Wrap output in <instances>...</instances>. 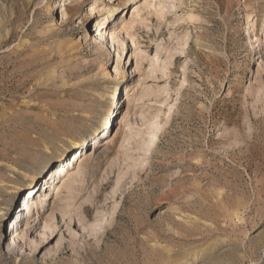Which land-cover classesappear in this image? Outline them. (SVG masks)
I'll use <instances>...</instances> for the list:
<instances>
[{"label":"rangeland","instance_id":"obj_1","mask_svg":"<svg viewBox=\"0 0 264 264\" xmlns=\"http://www.w3.org/2000/svg\"><path fill=\"white\" fill-rule=\"evenodd\" d=\"M0 264H264V0H0Z\"/></svg>","mask_w":264,"mask_h":264},{"label":"bare ground","instance_id":"obj_2","mask_svg":"<svg viewBox=\"0 0 264 264\" xmlns=\"http://www.w3.org/2000/svg\"><path fill=\"white\" fill-rule=\"evenodd\" d=\"M253 19V18H252ZM251 19V20H252ZM104 34V32H100V35H103ZM71 45L73 44V41L71 40V43H70ZM99 69H101V72H102V74L103 75H107L108 73L107 72H104V71H102V69H103V64H101L100 66H99ZM113 94H115L116 95V101H114V104H116V102H117V99H118V90H117V88H114L113 90H110V93H109V96L107 97V98H111V97H113L112 95ZM113 103H109V107H107V105L105 106V108H104V113L102 114V118H106V116L112 111L111 109V107H110V105L112 106V105H114ZM107 107V108H106ZM102 131V130H101ZM94 137L92 138L93 139V148L95 147V145H97V147H99L100 145H102V141L103 142H106V144H108L109 142H110V136H111V134H109L107 137H105L104 135V138L103 139H101V137H99L98 136V133H96V132H94ZM99 139H101V141H99ZM153 141V138L151 137V139H150V142H152ZM77 151V150H76ZM79 151V150H78ZM150 151V150H149ZM76 153V152H75ZM86 153L87 152H84V153H82V152H80V156L76 159L75 157H73V160H79V159H81L84 155H86ZM60 172H63V173H65V171H64V168H61L60 169ZM54 175V174H53ZM65 175H67V172L59 179V181H58V183L60 182V180L61 179H63L64 177H65ZM50 176H52V175H50ZM58 177H59V175H58ZM28 187H27V190L26 191H28V192H30L33 188H34V186H35V181H36V179L38 178L36 175H34V174H31V175H29L28 177ZM47 183V182H46ZM57 183V184H58ZM57 184L56 185H54V183H53V185L52 186H48L49 187V191L46 193V188L44 189V192L42 193V196H43V198L42 199H38V201H36V202H33V200H35L34 199V197H32L31 198V200H30V204L31 205H33V206H38V208H43L44 206V200H46L47 198H48V196L51 194V191H53V190H55L56 189V186H57ZM54 193H52V195H53ZM40 196V195H39ZM29 202V199L27 200V203ZM34 208V207H33ZM20 215V214H19ZM18 215V216H19ZM13 228V227H12Z\"/></svg>","mask_w":264,"mask_h":264}]
</instances>
